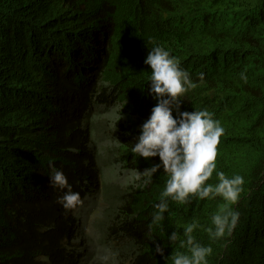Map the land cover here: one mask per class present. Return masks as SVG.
Instances as JSON below:
<instances>
[{"label": "trees", "instance_id": "1", "mask_svg": "<svg viewBox=\"0 0 264 264\" xmlns=\"http://www.w3.org/2000/svg\"><path fill=\"white\" fill-rule=\"evenodd\" d=\"M157 44L196 84L180 110L206 108L225 129L217 169L245 179L229 205L239 222L224 239L205 231L220 197L169 201L149 235L167 175L135 180L159 157L132 146L156 104L144 59ZM50 164L82 200L100 192L96 171L132 175L103 199L98 245L108 264H171L185 249L168 235L183 238L193 220L197 242L213 250L208 264H264V0H0V264H93L97 244L75 208L57 202Z\"/></svg>", "mask_w": 264, "mask_h": 264}, {"label": "clouds", "instance_id": "2", "mask_svg": "<svg viewBox=\"0 0 264 264\" xmlns=\"http://www.w3.org/2000/svg\"><path fill=\"white\" fill-rule=\"evenodd\" d=\"M144 63L150 66L148 93L155 99L149 117L140 126V134L132 146L138 157L149 159L159 157V163L135 173V180L143 185L151 183L159 170L167 175L159 202L153 205L149 224V235L153 226H159L169 209V201L186 205L193 200L222 198L224 204L211 216V223L205 228L210 240H220L231 236L239 222V211L230 208L240 198L245 179L239 174L229 177L217 169V146L225 129L214 113L208 109L181 111L182 97L196 84L190 73L181 67L179 60L162 45L149 49ZM201 79L203 73L200 74ZM239 77L247 81L245 72ZM176 115H173V113ZM118 121L121 116L117 118ZM49 184L63 194L57 202L70 211L82 203L79 192L72 190L67 176L51 165ZM215 172L216 183H209ZM140 185V186H143ZM201 227L193 220L183 227L181 233L172 231L168 235L170 245L178 242L181 249L169 256L171 264H208L212 248L197 242L194 230ZM155 251L163 255V248L156 244ZM114 255V254H112ZM102 264H108L110 255L100 257ZM115 264V261H112Z\"/></svg>", "mask_w": 264, "mask_h": 264}, {"label": "rangeland", "instance_id": "3", "mask_svg": "<svg viewBox=\"0 0 264 264\" xmlns=\"http://www.w3.org/2000/svg\"><path fill=\"white\" fill-rule=\"evenodd\" d=\"M95 178L98 186L96 188L100 192L94 191L90 196L84 198L82 203L75 207V214L79 220V224L82 226V230L88 238L90 246H95L97 244V253L93 261V264H102L100 259L101 251L98 245L101 234L100 228L105 220L101 217V207L103 206L104 197L113 198L114 194L119 193L118 189H121L118 184L129 183L132 179V175H129L127 172L121 174L117 171L112 172L111 168L104 167L101 171L97 172ZM119 174V176H117ZM102 175V176H101Z\"/></svg>", "mask_w": 264, "mask_h": 264}]
</instances>
